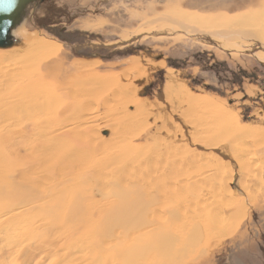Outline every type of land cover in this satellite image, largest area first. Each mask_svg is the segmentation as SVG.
I'll use <instances>...</instances> for the list:
<instances>
[{
	"label": "rangeland",
	"instance_id": "374dc122",
	"mask_svg": "<svg viewBox=\"0 0 264 264\" xmlns=\"http://www.w3.org/2000/svg\"><path fill=\"white\" fill-rule=\"evenodd\" d=\"M25 13L21 24L14 31L15 45L0 49V92L19 95L22 92L19 88L23 87L25 95L21 94L24 95L22 98L25 107L28 101L32 103L48 96L46 93L34 96L28 93L25 85L27 82L23 86L10 83V79L27 71V68H22V57H28L29 54L33 56L36 52L48 57V69L56 70L55 67L58 66L60 69L73 68L85 73L92 70L94 79L97 78L95 88L103 96L96 101L89 126L96 138L106 141L100 147L103 155L99 156L104 162L110 164L107 155L110 152L114 155L118 149L123 148L120 151L123 159L118 164L128 158L131 163L129 166L125 164L122 169H128L131 176L141 172L140 175L149 177L150 181V177H155L154 173L165 165L162 161L165 159L160 155L150 156L151 152L157 151V147L162 145L159 148L166 146L173 150L176 158L179 157L177 160L180 164H186L187 160L183 159L185 156H188L186 159L195 161H201L202 156H205L204 160L209 159L210 162L207 171L224 166L221 167L222 171L216 173L218 177L212 179L202 178L201 181L202 175H196L191 168L186 173L172 177L173 181L166 180L168 184L164 185L167 187L164 191L169 194L168 197L161 198L166 202L154 209L159 208L163 213L176 208L180 212L178 216L182 215L180 220L183 222H171V230L178 237L187 239V246L177 249L179 251L173 257L162 256L164 260L161 257V263L264 264V59L259 60L247 51H226L190 34L191 28L215 30L230 23H245L255 17L264 18V0H43L38 5L31 4ZM40 47L45 50L41 51ZM10 56L14 57V61ZM59 84L60 88L68 85L67 82ZM58 91L54 93L60 94L61 91ZM12 101L3 102L0 96V123L5 128L13 127L11 130L18 142L20 154L25 153L31 147L30 144L34 145V140L41 137V131L47 132L52 127L55 129L64 119L75 115L70 109L54 124L35 126L34 121L39 117L45 119L51 109L48 108L43 114H36L33 119H20L17 112L12 111L19 102ZM158 128H162L159 138L154 136ZM211 135H219V147L207 144ZM233 145L231 149L230 146ZM192 153L201 156L196 159L197 155ZM238 156H241V160ZM242 158H246L245 166L249 177L237 170L236 159L242 163ZM225 166L231 174L225 171ZM200 167L203 169L206 165L202 164ZM256 172L259 173L258 176ZM238 178L240 181L236 180ZM188 180L201 181L205 183L204 186L211 187H206L207 190L201 187L204 191L198 195L194 193ZM87 181L90 184L93 179L88 177ZM137 183L143 186L151 184L153 187V182ZM147 185L144 186L146 189L149 188ZM60 187H56L54 191ZM89 187L88 191L95 190L96 193L94 188L97 186ZM218 188L220 189L217 190ZM97 198L94 194L93 200ZM197 204L207 208L203 218L199 214H192L189 209L191 207V210H197ZM218 207L217 212L215 209ZM209 210H213V214ZM187 215L191 220L189 216L185 217ZM193 215L198 217L197 222H194L195 217L193 221ZM39 223H28L25 227L30 230L46 229L39 227ZM194 223L204 225V233L198 237L199 240L189 236L190 225H195ZM18 232L25 233V230H16ZM11 241V237H0V251L7 255L8 243ZM60 243L57 241L49 248H45L46 244L42 243L44 246L38 252L36 249L39 244L31 243L28 252L12 264H22V258H31L24 264H48L55 247ZM45 252L48 254L45 255ZM4 257V264H9L6 259L8 257Z\"/></svg>",
	"mask_w": 264,
	"mask_h": 264
},
{
	"label": "bare ground",
	"instance_id": "6f19581e",
	"mask_svg": "<svg viewBox=\"0 0 264 264\" xmlns=\"http://www.w3.org/2000/svg\"><path fill=\"white\" fill-rule=\"evenodd\" d=\"M201 24L202 23H200V25ZM183 28L189 29L190 27ZM217 28H219V26ZM15 29L13 30V34ZM190 34L200 41L215 44L226 51H247L252 53V55L259 60L264 59L263 17H255V19H250L249 22L245 23L226 24L223 27L220 26L219 29L215 28V30L201 31L191 28ZM44 50V47L41 48V51ZM30 55L31 54L25 58L22 57L21 59L23 70L27 68V75L25 72L15 79L12 78L10 79V83L15 82L17 85H22L24 82H27L25 85L27 86L26 91L28 93L33 96L34 94L46 93L48 96L40 98L38 101H33V104L28 101L25 107L23 104L25 101L23 100L24 98H22L25 93L22 87V89L19 88V91H22L21 93H24V95L20 93L19 95L13 96L11 95L12 92H0L3 102L6 100L18 101L19 105L17 107L14 106L12 111L17 112L20 119L21 117L33 119L36 114H43L44 111L50 108L51 110L45 119L44 117H39L34 121L33 125L35 126L54 124L70 109H72L71 111H73L75 115L67 120L64 119L61 125L55 126V129L52 127V129L47 132L41 131V137L34 140V145L29 143L31 147L23 154L19 152L18 142L11 130L13 127L5 128V126L0 123V237L4 238L7 236L12 238V241L8 243L9 252L7 255L0 251V264H4V256L8 257L6 259L9 264L17 261L19 257H23V255L28 252L31 243L39 244L36 249V252H38L44 246L42 243L46 244L45 248H49L48 246L57 241L61 243L59 246L57 245L55 247L52 254L53 257L48 260V264H164L161 263V261L164 260L163 258L165 256H168V258L173 257L176 251H179L177 249L186 248L185 245L187 246V239L184 240L183 237H178V235L171 230V225L174 221L177 220V222H181L180 216L182 215L178 216L180 212L178 213L176 208L171 212L164 210L165 212L163 213L159 208L157 210L154 209V207H161L162 204L166 202L161 200L162 197L164 199L168 197L169 194H166L164 191V188H167L164 185L168 184L166 180L168 181L182 172L186 173L191 168L196 172V175H202L201 179H212V177L216 178L215 176H217L216 173H218V171H222V166L220 165L221 167L218 168L213 167L214 169L212 168V171H207L208 168H210V162L208 161L209 159L207 160L208 162L204 160L205 156H202L203 160L201 161L186 159L188 156H185V158L182 156V158L187 161H185L186 164H184V162L180 164V161L177 160L179 159V155H177L178 158H176V154L173 150L171 151L166 146L159 148L162 146L160 145L157 147V151L150 153V156L155 157L157 154L160 155L165 159L162 160L165 162V165L154 173L156 174L155 177L151 176L152 179L150 177V181L148 179L149 177L147 178L145 175H140V170V173L138 172L139 175L133 173L134 176H131L128 169H124L126 171L122 169V166H129L131 163V159L128 158L121 164H118V162L123 159V155L120 153L123 148L118 149L119 151L117 150L114 155L112 152L107 155L109 163L113 164L111 167L110 164L106 163V161L104 162V160L99 157L103 155V151H100V147H102L106 141L96 138V135L91 132V126H89V122L92 120V112L96 109V101L103 96V93L95 88L94 83L97 78L94 79V72L88 70L87 73H85L73 68L60 69L58 66L55 67L56 70L48 69L47 62L49 59H46L48 57L40 56L37 52L33 56ZM3 74L4 73H2V75ZM61 82H67L68 85L60 88L59 83ZM88 84L89 86H87ZM57 90L61 91H58L60 94L54 93V91ZM14 97L15 99H13ZM3 102L1 104H3ZM43 120L45 121L43 122ZM161 129L162 128H158L154 136L159 138ZM172 132L169 133L171 134ZM248 135L246 136L248 137ZM181 136L182 135H180V137ZM218 136H216V138L211 135L207 139V144L210 147L217 146L219 141ZM256 137L258 139V136H255V138ZM191 138L192 137H190V139ZM175 145H177V142ZM202 146L204 145L202 144ZM226 146L228 147V145ZM230 147L233 149L234 145ZM240 147H242V144ZM208 151L209 150L206 152ZM181 152H183V150H181ZM191 152L194 151L191 150ZM231 152L234 154L233 150ZM225 153H227L226 150ZM200 154H196V159L198 156H201ZM205 154L209 155L208 153ZM210 154L212 153L210 152ZM247 154L250 155L249 153ZM192 155L194 154L192 153ZM221 156L222 155H220V157ZM153 157L152 160H154ZM239 159L241 160V156ZM239 159H236V161L238 160V165H236V167L238 166L237 170L240 171L242 175H248L249 177V174H247L248 168L245 166L246 158H242L244 161L242 163L239 162ZM160 164L162 163L160 162ZM202 164L206 165L203 169L200 167ZM147 168L146 170H148ZM43 169L44 171H39ZM227 169L228 167L225 171H227ZM204 171H207V173L204 174ZM255 171L256 170H254L253 173H255ZM228 173H230V171ZM253 173L251 171V174ZM256 173L258 176L259 173ZM88 177L93 179V182L90 184L87 181ZM203 179L201 181H203ZM236 180H239V178ZM147 181L149 183L153 182V187H151V184L149 186L146 184L149 187L146 189V187H144L146 185L143 186L141 183H137ZM171 181H173V179H171ZM188 181L190 182V180ZM201 181L194 182V180H192L189 184L193 187L192 189L195 194L200 195L202 191H204L201 187H205L204 189L208 187L204 186L203 184L205 183ZM220 181L222 182V180ZM161 182L164 184H161ZM185 182H187V180ZM94 185L95 187L97 186L94 188L96 189V193L94 192L95 190L93 192L88 191L91 188L89 186ZM58 186L61 187L54 191ZM88 187L89 189H87ZM70 189H74V191ZM219 189L220 188L217 190ZM217 190H214V192ZM210 192L211 190L209 194H211ZM222 192H224V190ZM94 194L98 198L93 200ZM206 195H208V193ZM203 200L205 201V199ZM95 202H98V204ZM213 207L215 208V206ZM213 207L212 209L214 210ZM219 208L220 207L215 210L218 212ZM189 209L193 212L192 214H199V216L203 218L205 216L204 214H206L205 209L207 208H203L200 204L197 206V210L194 208L191 210V207H189ZM209 209H211V207ZM212 211H210V213ZM220 212L222 211L220 210ZM207 214L209 215V213ZM230 215L232 214L230 213ZM188 216L189 215L185 217L187 218ZM231 217L233 218V216ZM196 218L198 217L193 215L194 222H197ZM37 221L40 222L39 227H46V229L30 230L25 227L28 223L32 224ZM174 223L176 224V222ZM190 223H192V221ZM200 224L190 225L191 230L189 236L198 239V237L204 233V225L201 224V226H199ZM20 229L25 230V233H16V230ZM45 235L47 237H45ZM188 240H190V238H188ZM30 241L31 243H29ZM21 247H23V249H21ZM46 254L48 253L45 252V255ZM30 259L31 258H22L20 263L22 262V264H24V262H29ZM168 264L178 263L170 261Z\"/></svg>",
	"mask_w": 264,
	"mask_h": 264
},
{
	"label": "water",
	"instance_id": "95a60500",
	"mask_svg": "<svg viewBox=\"0 0 264 264\" xmlns=\"http://www.w3.org/2000/svg\"><path fill=\"white\" fill-rule=\"evenodd\" d=\"M43 0H16V7L8 13H0V49L11 48L15 45L13 30L19 25L26 15L29 5H38ZM5 21H11L9 25Z\"/></svg>",
	"mask_w": 264,
	"mask_h": 264
},
{
	"label": "snow or ice",
	"instance_id": "6c2138e0",
	"mask_svg": "<svg viewBox=\"0 0 264 264\" xmlns=\"http://www.w3.org/2000/svg\"><path fill=\"white\" fill-rule=\"evenodd\" d=\"M16 7V0H0V13L11 12ZM11 21H5L9 25Z\"/></svg>",
	"mask_w": 264,
	"mask_h": 264
}]
</instances>
